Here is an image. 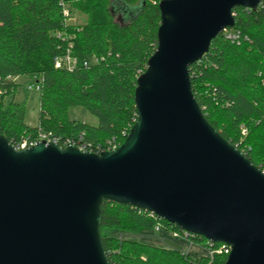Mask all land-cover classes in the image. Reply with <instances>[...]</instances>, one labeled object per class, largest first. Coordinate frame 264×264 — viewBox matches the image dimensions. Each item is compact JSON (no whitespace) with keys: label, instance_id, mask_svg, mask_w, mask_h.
I'll return each mask as SVG.
<instances>
[{"label":"water","instance_id":"1","mask_svg":"<svg viewBox=\"0 0 264 264\" xmlns=\"http://www.w3.org/2000/svg\"><path fill=\"white\" fill-rule=\"evenodd\" d=\"M260 0H161L157 47L136 79V121L99 154L41 141L17 149L0 135V264H111L104 200L151 213L231 248L224 264H264V173L206 120L189 67L234 8Z\"/></svg>","mask_w":264,"mask_h":264},{"label":"trees","instance_id":"2","mask_svg":"<svg viewBox=\"0 0 264 264\" xmlns=\"http://www.w3.org/2000/svg\"><path fill=\"white\" fill-rule=\"evenodd\" d=\"M160 1L0 0V135L14 146L38 132L61 139L82 135L91 153H100L112 139L123 144L136 121V79L157 47ZM64 9L69 17L63 16ZM72 13L83 23H70ZM233 15L234 27L227 30L238 32L239 40L219 34L211 42L208 52L189 67L191 90L208 123L263 171L264 3L256 12L234 8ZM67 51L78 66L71 72L55 69L53 59ZM91 57L99 63L83 68L82 62ZM19 76H29L39 89L36 127L24 123V107L14 101ZM73 107L84 108L98 125L69 120L68 109ZM157 225L163 232L184 236L148 212L104 200L100 231L109 262L225 263V255L191 258L182 250L137 238L154 233ZM184 239L208 248L200 236Z\"/></svg>","mask_w":264,"mask_h":264},{"label":"rangeland","instance_id":"3","mask_svg":"<svg viewBox=\"0 0 264 264\" xmlns=\"http://www.w3.org/2000/svg\"><path fill=\"white\" fill-rule=\"evenodd\" d=\"M136 9L137 8L131 9L130 11L135 12ZM120 17V13L116 12L115 19L120 20ZM123 19L125 22H127L129 19L128 15H124ZM83 21V18L77 16L74 13L70 15V23L82 24ZM15 82L18 87L14 94V101L15 103L20 104L24 107V123L30 127H36L38 124L39 112V89L33 86L35 84V81L29 76H19L15 79ZM10 99L11 97H8L7 101ZM68 119L79 121L81 123H85L95 127L98 125V120L82 107L69 108ZM109 234L112 235L114 233L110 232ZM137 238L156 245H163L177 250H184L189 254L191 258H197L207 255L204 249L195 247L185 240L175 239L170 235V233L166 232H161L159 234L146 232L141 234Z\"/></svg>","mask_w":264,"mask_h":264},{"label":"built area","instance_id":"4","mask_svg":"<svg viewBox=\"0 0 264 264\" xmlns=\"http://www.w3.org/2000/svg\"><path fill=\"white\" fill-rule=\"evenodd\" d=\"M260 2H261V5H260V7H261L262 4L264 3V0H260ZM63 16L69 17L68 10L64 9ZM221 34H224L225 38L231 40L232 42H237L239 40V33L238 32L233 33V32L228 31L227 29H225ZM99 61L100 60L97 57H91L89 59H85L82 62V67L83 68H88L91 64H97V63H99ZM53 64H54L55 69L66 70L68 72L73 71L78 66L76 58L72 57L70 55L69 51H67L66 54H64L62 56L55 57L53 59ZM35 88L38 89V87H35ZM242 133H243V135H245V131L244 130H243ZM82 139H83L82 135H78V136H75V137H66V138H62L61 139V138L54 137L51 133L38 132L36 134V136L33 137V138H30V137L29 138H22L17 143V145L15 147L17 149H26V148H29L31 146L36 145V143H38V142L45 141V142H55L61 148L77 147L81 151H88L89 152V150L86 148L85 144L82 143ZM118 147H119V145H117L115 140L112 139V140H110V141H108L106 143V148L103 149V150H100L99 152L101 153V152H104V151H114ZM97 154H99V153H97ZM262 172L264 173V170ZM149 214H150L151 217L155 216V215H153L151 213H149ZM161 232H163L161 227L158 226V225L155 226L154 233L159 234ZM168 233H170V235L173 238L181 239V240H185L184 238H187L188 236H192V235L186 234L185 232H183L184 236H181L177 232H168ZM204 250L206 251L207 256L209 258H213L216 255L228 256L230 251H231V248L229 246L225 245V244H222V243H210V242H208V248H206ZM182 251H183L184 254L188 255V253L186 251H184V250H182Z\"/></svg>","mask_w":264,"mask_h":264}]
</instances>
